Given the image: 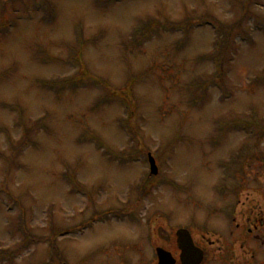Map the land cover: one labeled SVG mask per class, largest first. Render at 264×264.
I'll use <instances>...</instances> for the list:
<instances>
[{"label":"rangeland","instance_id":"374dc122","mask_svg":"<svg viewBox=\"0 0 264 264\" xmlns=\"http://www.w3.org/2000/svg\"><path fill=\"white\" fill-rule=\"evenodd\" d=\"M259 118L264 0H0V264H264Z\"/></svg>","mask_w":264,"mask_h":264},{"label":"water","instance_id":"95a60500","mask_svg":"<svg viewBox=\"0 0 264 264\" xmlns=\"http://www.w3.org/2000/svg\"><path fill=\"white\" fill-rule=\"evenodd\" d=\"M150 165L152 174H156V168L154 167L153 160L150 159ZM177 246L181 251L180 261L182 264H200L202 261L201 251L194 248L189 233L185 230H179L176 233ZM156 255L159 264H174L173 259L169 253L164 252L161 249L156 250Z\"/></svg>","mask_w":264,"mask_h":264}]
</instances>
